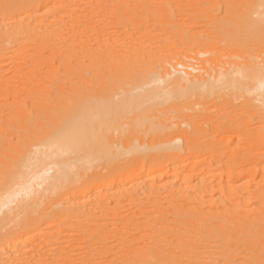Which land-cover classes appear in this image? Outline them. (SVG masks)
I'll return each mask as SVG.
<instances>
[{
  "label": "bare ground",
  "instance_id": "6f19581e",
  "mask_svg": "<svg viewBox=\"0 0 264 264\" xmlns=\"http://www.w3.org/2000/svg\"><path fill=\"white\" fill-rule=\"evenodd\" d=\"M180 1L182 0H179V2ZM226 1L228 7H230V9L227 10L228 13H237V11H240L241 9V7H239L240 3H238L239 6L236 5V7L238 6L239 9L238 8L236 9L235 7L234 10L233 6L231 7L232 0H226ZM255 1L256 0H254V2ZM263 1L264 0L262 1L260 0L261 2L260 3L259 0H257V2L260 5H258L257 3L255 4L254 7L258 5L259 8V6H262L261 4L264 3ZM176 4L178 5L179 3ZM176 4L172 0H0V88L2 90L9 91L6 93L7 96L12 95L13 98L14 96L18 97L20 93L23 94L21 91L27 92L29 96H30L29 93L33 94L32 92H34L36 96L42 95L43 94L41 92L42 90L40 91L41 94L39 93L36 94V91L40 90V88L38 89L37 86L41 84H45V86L50 88V85L53 84V81L56 82V80H58L57 76L61 75V73L59 72L60 69L59 71L56 68L55 71L50 69L49 62L50 64L57 63L58 67L54 65L55 67L57 68L63 67L67 71L69 70L71 72V69H74V67L77 64H78L77 66L78 69H81V71L86 70L85 66H83L84 65L83 63L85 62V60H88L89 64L88 62L85 64H88L90 65V67H92V72L94 74L96 73L99 67L109 66V64L113 63V59H114L113 53H115V49L113 48L112 37L115 35V32L107 30L109 32H107L108 34L105 37L104 35H102L104 30H101V29H105L106 27L108 28V25L106 26V24L110 22L111 17L115 16L118 18H122L124 14H133L137 16L140 13H167L168 15H172L173 13H178ZM254 7H252L253 11H258L256 9L257 7L256 8ZM111 22H115V21H111ZM100 49H104L107 51L103 53V51ZM261 58L263 59L262 62L256 61V59L251 58L245 61H240V62L237 61L234 63V65H231L229 67L227 66L226 68H224L225 66L221 68L220 64H214L211 67L204 65V69H203V71L205 70L204 73L201 74L199 73L194 77H193V73L191 72L192 70L190 71L182 70L180 72V69H177L175 70L176 72H173L175 74L173 75L172 73L173 70L170 68L172 71L168 69L167 73L164 72L163 74V80H165L168 83L165 84V86L163 85V88L162 86H159L160 88L159 87L157 88L158 85L156 87H151L153 89L152 90L148 89L147 93L138 96L136 95V96L128 97L125 100V102L128 103L139 102L146 104L151 103L158 105L164 102V100L161 98H165L166 96L167 91H165V87L170 88L172 85L173 87L183 86L184 92H191L195 94V101H184L182 106L183 108L181 107L182 111L184 112L186 110L185 114L188 115L190 119L196 123V125H202L205 121L208 122L210 120L217 124L216 117L218 116L219 113H215L216 111L215 107H217L221 103L223 104L225 103V105H227L229 104L228 102L231 101V97L226 95L225 92L218 91L219 87H221L222 85L224 87L225 84H236V82L241 81L248 89L258 88L261 92H264L263 54L261 55ZM82 61L83 63H81ZM8 63L13 64L14 66L13 68H15V72L12 71L13 73H9L11 69L8 72L9 68L8 69L6 68V66H8ZM77 67L75 68L77 69ZM25 68L28 69L27 74L29 75L28 77H26V79L23 77L25 80L22 77H20L24 81L17 84L18 83L17 74H19L18 72L23 71ZM63 68L61 69L63 70ZM81 71L79 72L80 74L82 73ZM183 71L185 72L182 73ZM65 72L66 71L62 73ZM176 73L178 75H176ZM19 75H23V74H19ZM64 75L65 74H63V76ZM63 76L59 79L60 80L64 79L65 77ZM78 76L82 77V75L79 74ZM166 85H169L170 87ZM52 86L50 90L54 88ZM66 86L61 88L62 89L61 95L58 93L55 94L58 97L56 96L57 99L55 102H53V105L51 104L49 105V106H53L57 111L60 112L57 113L55 110L57 115L60 114L58 120H57L58 117L55 116L56 115L55 112L53 116L50 115V120L52 119L51 117L55 116L57 121L55 119L54 120L52 119L55 123L53 125V121L51 120L52 127L49 128V132L45 133L43 136H39L42 130L43 132H46L48 130H46V128L43 129L42 127L41 132L38 131L39 132L38 134V132H36L38 129L35 128L37 130H34L31 127V129L34 130L36 133V135L35 133L33 134L34 137L35 136H36L35 138L39 137L38 140L34 139L35 143L34 140H32L33 135L28 134L29 138L31 137V139H28V141L30 140L33 141L31 142L33 145L36 144V146L40 145L41 147L44 146V148H46V149L44 148L41 149V153L43 156L40 155V157L42 156L40 158L39 154L41 153L40 152L37 153V151L30 152L31 154L37 153L36 155L38 156L34 154L35 157L33 154H32L33 156H31L29 152L28 153L24 152L28 144H29L28 145L29 148L31 147L30 143L26 144L24 142L26 146L23 145L22 143L23 141L19 138V134L17 135L19 140V143L17 145L19 146L20 142L22 141L21 142L22 145L25 146L23 147L25 148L24 151H22L23 149L21 150L19 148L20 151L25 153L23 157H25L28 154L32 158L34 157L33 158L34 160L37 159V162L39 157L40 163L39 162L38 163L41 165L40 167L41 169L36 170L39 177V180H36L38 184L34 181L33 182L31 181V183L34 188L40 186L41 190L37 188L36 190L37 191L40 190V191L38 192V194L35 192L36 197L35 196L33 197L34 191H36L34 189V191H32L33 193L31 192L29 197L27 196V198H24L26 199L25 201H23L24 199L20 200L21 202L23 201L22 205L20 204L19 207L14 206L15 208L12 207V210H10L9 212H5L3 214V212L1 211L3 209L1 208L0 214H2V216H0V264H67L68 257H71L70 259L71 264H76L77 262L76 260L78 257L75 258L73 256V252L68 250V245H67L69 241L71 240L75 241L76 238L74 239V237L76 236H83L84 239L88 238L90 240V243L87 244L85 243V241L88 239H86L85 241H82L83 239H79L84 243L83 247L85 248L84 250H86V252L83 250L84 251L83 253L80 251L83 254V258L78 254L79 250L75 248L78 250L77 254L82 258V260L83 259L86 260V257L89 256L88 260L89 259L90 260L88 262L82 261L81 264H96V258L98 259V257H100L103 259L105 258L104 256H106L102 250L105 241L104 237L107 236L105 235V230L109 229L113 233V229L120 230L119 225L131 226L130 224H133L135 226L136 225L139 226L140 228V226L149 223H150L149 226H151V223L152 224L166 223L168 227L165 224L164 225L166 226L165 228L169 233L173 229L172 228L174 227L173 225L192 221L197 223L198 222L204 224L206 223L205 225L211 224L213 228H215L214 225L223 228L227 227L231 229L233 232L243 234V236L245 234V237L246 235L254 236V237L258 236L261 239L264 237V189L259 188L250 192L240 191L235 188V185L233 184L234 180H230L233 182H228L227 184L228 186L216 187L213 185L216 180L210 179L209 175H207L206 172H203L205 170H202L200 172H195L194 168H190L187 165V163L193 158L195 154L203 153L204 142L202 140H194V139L192 140V138L189 137L186 138L185 142L182 143L181 142L182 139L179 138L181 135L179 136V134L180 133L184 134L185 132L188 131V128H184L183 125L177 126L176 123L171 118H169V116L163 117L162 114H158L159 119L161 120L160 121L161 124L160 122H158V125L160 124L158 130L162 131L166 138L163 139L162 142L158 143L149 152L140 155L138 157V164L134 170L124 169L122 171H118L119 166L115 164V161H117V158H123V156L117 157L118 152L116 151L114 146L115 138L112 129L114 122L115 123L117 122L116 114H115V111L117 112V109L115 104L112 101L110 102L105 101L103 104H100L101 102L99 101L96 102L97 100L102 101L101 100L102 98L98 97V94L94 90L83 88V86L79 84L73 83L68 87ZM154 88L156 89L154 90ZM203 89H205V91H203ZM45 90L44 93L46 92ZM53 91L52 92L55 93L56 89ZM56 92H58V90ZM50 93L49 95L53 97L54 94L52 95ZM0 95H5V94L0 93ZM28 95L26 96V98L28 97ZM42 96H44V94ZM66 96L68 98H66ZM17 97L15 98L17 99ZM49 97L47 96L46 98L48 100H51L49 102L52 103V100L54 98L51 99L52 97L51 98ZM26 98L24 97V99ZM39 98L41 99V97H38L37 99ZM7 100L8 99H6L5 101ZM30 100L34 101L32 99ZM104 100H107V98H104ZM36 101H34V103ZM42 101L45 102L44 100ZM1 102H3V100ZM41 102L38 101L36 103L40 104ZM74 102L75 105L73 104ZM9 103L11 106L17 104L14 103V100L12 101V104L11 102ZM23 103H25V100ZM30 104L32 105L33 102ZM43 104H47V103H43ZM68 104L69 107L67 106ZM262 105L264 106V101ZM19 106L20 105H18V107ZM61 106H63V108H61ZM7 107L8 109H11L9 108L10 106L7 105ZM14 107L15 106H13L12 108ZM24 107L21 108L24 109ZM37 107L38 106H36L35 109H37ZM2 108H3V114H5L6 109H4V107ZM27 108L31 109L32 107L29 106ZM59 108L66 111L70 109L71 110L69 111L68 114L65 111L63 112V110H59ZM42 109L43 108H41L40 110L43 112ZM187 110H189V112ZM26 111L24 110L23 112L26 113ZM38 111H37V116L35 114L36 112L35 111L33 112H35L34 114L36 117L40 118L41 115L43 116V114L42 112H38ZM53 111L54 110H52V112ZM62 112L64 114L66 113L67 116L66 114L64 115ZM48 113H50V111ZM61 113L64 116L61 115ZM231 113L232 112L229 111L227 112V114H231ZM13 114L16 119L20 118V120L22 121L20 116L22 113H20V115L17 112ZM16 114L19 115V117ZM10 117H8L9 122L5 121L6 123H8V125H11L10 123H12V126H9L10 129L7 130L6 127L7 124L5 123L4 124L2 123V125L0 126L2 128L5 125L6 127L5 129L7 130L8 133H10L9 132L10 130L14 129V125H15L14 124L15 118L13 117V119H11L12 117L11 118ZM32 117L34 118V116ZM43 117L45 123L51 122V121L49 122L47 121L48 120L47 116L46 117L43 116ZM45 118H47V120H45ZM2 120L4 121V119ZM24 120H26L27 123V119L24 118ZM225 122L226 119L223 122L220 121V123L212 127L211 130L210 129L205 130V133H207V135H212V136H216L220 133H223ZM45 125L41 124V126L44 127ZM51 125L49 124V126ZM38 127L40 130V126ZM46 127H48V125H46ZM17 128L18 130L16 129V131L21 132L19 131V127ZM241 132H247V129H243ZM0 134H2V132ZM4 135H6V132ZM4 135L3 134L0 135V138H2ZM9 136L12 137L13 135H9ZM4 138H2V140ZM25 140L27 141V139ZM15 142L17 143V141ZM15 142L13 140V143ZM22 145H20L19 147H21ZM8 146L12 147V143H10ZM14 146L16 145L14 144L13 148ZM35 148L37 149V147ZM31 150H34V147L30 149V151ZM185 152L188 153L187 159L182 158ZM225 153H227V151L223 153L213 154L212 162L220 163L221 161H223L224 159L223 156L225 155ZM1 155L3 154L0 153V156ZM4 156L6 157L7 155ZM15 158H21V156L14 157V160ZM26 158L29 160L30 157L28 158L27 156L25 157V159ZM9 160L12 161V159ZM9 160L6 163L8 165L6 166L7 168L4 166L5 169L3 171H2L3 167L1 168L2 164L0 165L1 173L3 172V174H5L8 171L12 170L11 164H13L12 162L14 160L11 162V164ZM18 160L19 162L22 163L26 162L24 158L23 161L22 159L21 160L18 159ZM15 162L17 163V160H15L14 163ZM37 162L34 164L35 166L37 165ZM242 163H244V161ZM32 164L33 162L30 163L29 165L26 164V167L31 166ZM34 165H32L31 167H35ZM40 165H38L36 168H39ZM8 168L9 170H6ZM15 168L17 169L16 166ZM21 168L22 170H24L22 164H21ZM17 170L19 171H15L16 173L17 172L22 173L21 172L22 170L21 171L20 169ZM29 170L32 171L34 170L33 172L32 171L31 172L34 175L36 174L35 168L32 169L29 168L28 171ZM28 171L27 173H29ZM259 171H260L259 168L256 167L246 168L245 171H243L239 175L242 176V174L243 175L247 174L252 176H258ZM15 172L13 175L16 178H18L17 176H20L21 178V175H23V173L21 175L19 173H18L19 175L18 174L15 175ZM9 174L10 172H8V174L6 175ZM29 174L27 176H29ZM32 175L30 177H32ZM2 177L3 175H1L0 179ZM6 177H7L6 180H4L5 178L4 175L3 180L5 182L2 181L1 183L0 181L1 186L6 182H8L7 184L8 186H10L11 182L12 181L14 182V180H16L15 177L14 178L12 177L13 179L10 182L8 180H10L9 178L11 177L9 178L8 176ZM30 177L29 178L25 177V179L28 178L29 180ZM235 177L236 174H233L232 178L234 179ZM25 179L22 180L27 182L28 180ZM16 181H18V179ZM19 181L20 182L17 183L18 185H21L23 181L22 183L20 179ZM33 183H36L37 186L35 187ZM7 184L5 185L7 186ZM15 184L16 183H14L13 185ZM27 185L26 184L22 185L21 189H18L19 186L18 187L10 186L11 190L9 189V191L6 190L8 189V187L3 188L6 190V192H9L11 195L10 198V195H8L9 194L8 193L7 196L9 197H4V198L5 199L10 198L8 199V202L11 201L10 203H13V198H14V202H15V198L17 199V197L20 196V194L26 193V191H28L32 187V186L28 187ZM3 189L0 187L1 192L6 193L5 190ZM3 193L0 194V200L1 201L4 200L2 202H5V199H2L4 196L2 195ZM22 196L24 197V195ZM225 198L226 199L228 198L229 202L225 200ZM220 200H222V202H220ZM1 201L0 203H2ZM256 201H259L261 204L256 205L254 208H252V205ZM10 203L8 205L7 203L4 204L2 203V204L3 205L6 204V206L8 207ZM1 206L2 205L0 204V207ZM9 207H10L9 209H11V206ZM185 224L187 225L188 223ZM123 227L122 229H124ZM159 227H155V228L159 229ZM151 228L153 229V227ZM141 229L143 230V228H140V230ZM218 229L222 230L221 228ZM201 230L203 231L202 233H200V235L204 234V232L206 233V237L208 234L209 235L213 234L211 233L212 232L211 228L210 230L208 228V234H207V227H204ZM127 231L129 232V230ZM132 231L135 234L136 232H138L136 230H135L136 232L134 230ZM152 231H156V230L154 229ZM175 235H177L175 237L179 236L176 233ZM119 236L118 238L122 237ZM233 236L235 237V235ZM140 237H141L140 239H142V235H140ZM187 237L191 238L190 235H188ZM203 237L204 236H200L198 238L204 239ZM147 238L149 237L147 236ZM157 238L161 240V237L157 236ZM163 238L165 239V237ZM171 238L173 241L174 236ZM113 240H115V238ZM200 241L201 240H199V242ZM105 243L107 242L105 241ZM113 243H116L115 245H117L118 242L114 241ZM73 244H71V246L75 245ZM148 244L150 245L151 243ZM157 244L150 246H147L146 244V247H148L147 248L148 254L149 253L151 254L152 252L156 254L158 253L160 254L161 249L159 246L162 245V242H160L159 245ZM223 244L221 243V245ZM121 245L123 246L125 244H121ZM77 246L78 245L76 244V247ZM134 246L136 245L134 244ZM167 246L165 248H167ZM215 246L217 247V245ZM197 247L199 248L202 246L200 245ZM124 248L125 247H123V249ZM165 248L163 249L165 250ZM174 248L176 249V247ZM188 248L190 249V247ZM135 249L137 250L136 247ZM140 249L142 250V248ZM177 249L179 250L181 248H177ZM182 249L184 251L186 248L182 247ZM222 249L223 248H220L219 250ZM110 250L112 251V249ZM142 251H144V249ZM197 251H195L196 256H198ZM262 251L263 250H260L258 252L260 254V255L258 254L259 257H257L258 264H264V254L260 253ZM226 252L231 254L229 250ZM135 253L136 252H134L133 254ZM146 253L147 252H145V254ZM163 253L165 255L167 254V252L165 251ZM228 253H226V255ZM189 254L190 253H188V255ZM137 255L138 254H136V257ZM188 255L186 254V256ZM204 255L205 254H203L202 258H205ZM178 256L180 255L178 254ZM131 257L133 258L135 256H131ZM156 257L157 256H155V259ZM183 257L185 258V255ZM222 257L219 258L222 259ZM160 258L157 257V259ZM110 259H113V257L112 258L110 257ZM110 259H108V262H110L109 261ZM142 259L144 258L142 257ZM176 259L178 258L176 257ZM169 260L170 259H168V261ZM181 260L183 259L180 258V261ZM200 260L202 259L200 258ZM222 260L224 261V259ZM231 260H229L230 263ZM145 261L146 260L144 259L143 261L144 264ZM170 261L168 264H171ZM172 261H175L174 258L172 259ZM220 261H217L219 262L218 264H220ZM183 262L185 261L183 260ZM136 263L139 262L136 261ZM147 263L150 264L151 262L149 263L147 261ZM159 263L164 264L163 262L161 263V259ZM227 263L229 262L227 261ZM237 263L238 262L236 261V264ZM179 264L181 263L179 262Z\"/></svg>",
  "mask_w": 264,
  "mask_h": 264
},
{
  "label": "rangeland",
  "instance_id": "374dc122",
  "mask_svg": "<svg viewBox=\"0 0 264 264\" xmlns=\"http://www.w3.org/2000/svg\"><path fill=\"white\" fill-rule=\"evenodd\" d=\"M172 1L175 4L179 3L178 5L176 4L177 9H178V13H173L172 15H168L167 13H140L137 16L133 15V14H124V16L122 18H118L115 16L111 17L110 22L111 21H115V22L107 23L106 26L108 25V28L106 27L105 29H101V30H104L102 35H104L105 37L108 34L107 32H109V31L115 32V35L114 36L112 35L113 36L112 37L113 48L115 49V53H113L114 54L113 63L109 64V66L99 67L97 69L96 73L93 74L92 67H90V65H88L89 64L88 60H85L84 63H83V61L81 62L84 64V65L83 64H81V65L85 66V69H86V70H84L85 72L81 71V69H78V67H77L78 64L75 66V67H77V69L74 67V69H71V72H70L69 70L67 71L63 67H61V68H63V70L61 68H57L58 67L57 63L56 64L51 63L52 64L51 65L49 62V67L51 70L55 71L56 69H58V71H59V69H60L59 72L61 73V75L63 76V74H65L66 76L65 75L63 76V77H65L64 79H62L63 81L59 79L62 77L61 75H59L60 77L57 76L58 80H56V82H58V81H60V82L56 83L55 81H53V84H52L53 86L50 85V88H51V86L54 87V88H52V90H50L49 87L45 86V84L38 85L37 88L38 89L40 88V90L37 89L38 91H36V94H38V93L41 94V92H42L44 94V96H42L43 94L36 96L35 93L32 92L33 94L29 93L30 96L32 95L30 97L27 94V92L21 91L23 94L20 93L18 95V97L14 96V98H13L12 95H10V96L8 95L9 97L12 98L11 99L6 94L9 91L2 90L0 88L1 89L0 93L5 94V95H0V98H1L0 99V106H1L0 107V117L2 119H4V121H3L0 118V120H1L0 126L2 125V123L3 124L5 123V124H7V126H6L7 130L10 129L9 126H12V123H10L11 125H8V123H6L5 121L9 122L8 117H10V116L12 117V118L11 117L10 118L13 119V117H14L13 113L17 112L19 115H20V113H22L20 115L22 121L20 120V118H18L19 115L16 114L18 116L17 118L19 119V121H18V119H16L14 117L15 118V123H14L15 125L13 124L14 125V129H13L14 132H13V130H10L9 131L10 133H8L7 130L5 129L6 128L5 125L2 128L0 127V133L2 132V134L4 135L6 132V135H4L3 137L1 136L2 138H4V137L5 138L3 140H2V138H0V148H1L0 153L3 154L0 156V165L2 164L1 168L3 167L2 168V171H3L5 169V167L8 166L6 163L8 162L9 159H12V161H13L14 157H20L21 156V158H15V160H17V163L19 164L20 167L18 166V164L16 162L14 163L15 160L13 162L9 160L10 164H11V162L13 163V164H11V166L14 167V168L11 167V169H12L11 171L12 172L13 171L14 172L19 171L17 169H20V171H21L22 170L21 164H22L23 169L25 170V171L24 170L21 171L23 173V175H25V176L21 175L22 173H19V172L16 173L15 172V175H17L19 173L21 175V178H20V176H17L18 178H16L13 175L14 172L12 174L11 171H8V172H10V174L6 175V174H8V172L3 174V172L1 173V170H0V177H1V175H3V177L1 178L2 180L0 179L1 183H2V181L6 180V178H7L6 176H8V178L11 177V178H9L10 180L7 179L10 182L14 177L16 180L18 179V181L14 180V182L12 181L10 184V186H15V187L19 186L18 189H21L22 185H24V184L27 185V183L29 181L30 182L27 185L28 187L32 186L31 181L32 182L34 181L38 184V182L36 180H39V177H38L36 170L41 169L40 168L41 165L39 164L40 163L39 157H40V155H42L41 149H43L44 146L41 147L39 145L40 146L39 147V146H36V144L33 145L31 143L33 141H31V140L28 141V139H31V137L29 138V135L30 134L33 135L35 133L34 130H37V129L38 130L36 132H38V131L41 132L42 127H43V129L46 128V130H48V131L43 132V130H42L43 133L41 132L39 136H43L45 133L49 132V128L52 127V125H51L52 121L54 119L56 120L55 116L58 117L57 120L60 117V114H58V115L56 114V112L57 113H60V112L57 111L53 106H49V105L50 104L53 105V102L56 101V99L58 97L57 95H55L56 93L61 95V93H62L61 88H63L66 85H67L66 87H68L69 85L74 83V84H79V85L83 86V88L94 90L98 94V97L102 98V99L100 98L102 101L97 100L96 102L99 101V102H101L100 104H103L105 101L106 102L112 101L116 106L117 112L115 111V114H116L117 122L116 123L114 122L112 132H113L114 138H115L114 146H115L116 151L118 152L117 157L123 156V158H117V161H115V164H117L119 166L118 171H122L124 169L134 170L138 164V157L140 155H143V154L149 152L158 143L162 142V140L166 138L164 133L162 131L158 130V127L161 124V122H160L161 120L159 119L158 114H162L163 117L169 116V118H171L176 123L177 126L183 125L184 128H188L187 132H185L184 134L183 133L179 134V136L180 135L182 136V137L181 136L179 137L182 139V140L180 139L182 143L185 142L186 138H189V137L192 138V140L193 139L194 140H202L204 142L203 153L202 154H195L193 156V158L187 163V165L190 168H194L195 172H200L202 170H205L203 172H206L207 175H209L210 179L216 180L215 183L213 184L214 186H216V187L228 186L227 185L228 182H233L230 180H234L233 184L235 185V188L237 190H240V191H246V192L249 191L250 192V191H253V190H256L259 188L264 189V106L262 105V103L264 101V92H261L258 88L248 89V88H246L244 83H242L241 81L236 82V84H225L224 87L222 85L221 87L218 88V91L225 92L226 95L230 96L231 101L228 102L229 104H227V105H225V103L224 104L221 103L217 107H215V109H216L215 113H219L218 116L216 117L217 118V124L220 123V121L223 122L226 119V122L224 123L225 127L223 128V133H220L216 136L207 135V133H205V130H207V129L211 130L212 127L217 125L215 122L210 120L208 122L205 121L202 125H196V123L193 122L190 119V117L185 114L186 110L184 112L182 111V108H183L182 106H183L184 101H195V94L191 93V92H184L183 86H180V87L174 86L173 87V85H172L171 87H173V88H171L169 85H166V86H169L170 88L165 87V91H167L166 96H165V98H161L164 100V102H162L158 105L157 104H151V103L146 104V103H139V102H131V103L125 102V100L128 97L136 96V95L138 96V95L147 93L148 89L149 90L153 89L151 87H156L158 85L157 88L159 86H162V88H163V85L165 86V84H168L165 80H163V74H164V72L167 73L168 69L170 71L173 70L172 73L176 72L175 70H177V69H180V72L182 70H185V71L192 70L191 72L193 73V77H194L195 75H197L199 73L200 74L204 73V71H205V70L203 71L204 65L211 67L214 64H220L221 68L224 66H225L224 68H226L227 66L229 67L231 65H234V63L237 61H239V62L245 61V60L251 59V58L256 59V61H260V62L263 61V59L261 58V55L263 54V56H264V6H263L264 3H262L261 4L262 6H259V8H258V5H260V4L257 2V0L255 2H254V0H232L231 7L233 6V8L235 10L236 5H238V3H240V6L239 5L238 6L241 7L243 13H242L241 9H240V11H237V13H228L227 10H229L230 7H228L226 0H182L180 2H179V0H172ZM259 2H260V0H259ZM257 3H258V5L256 6L257 7L256 8L254 6ZM238 6L236 7V9L238 8ZM252 7L256 8L258 11H253ZM250 9H252V10H250ZM238 12H241V13H238ZM107 30H109V31H107ZM117 31H119V32H117ZM100 50H102L103 53H105V51H107L104 49H100ZM87 62H88V64H85ZM54 65H56L57 67H55ZM79 66H80V64H79ZM13 67H14L13 64L8 63V66H6V68L7 69L9 68L8 72L11 69L9 73L15 72V68H13ZM27 70L28 69L25 68L23 71L18 72L19 74H23V75L17 74L18 75V77H17L18 83L16 82L17 84L24 81L26 79V77H28L29 74H27ZM72 70H73V72H72ZM76 70H77V72H76ZM64 71H66V72L62 73ZM80 71L82 72L81 74L79 73ZM185 71H183L182 73H184ZM178 73H179V70H178ZM78 74L82 75V77L81 76L79 77ZM173 75H175V74L173 73ZM176 75H178V74L176 73ZM20 77H22V78L24 77L25 79L23 78L24 79L23 80ZM50 80H52V79H50ZM60 86H61V88H60ZM45 89H48V90H45ZM55 89H56V91L58 90V92L55 91V93H53L54 92L53 90H55ZM155 89L156 88H154V90ZM44 90L46 91L45 93H44ZM203 91H205V89H203ZM50 92H52V93H50ZM49 93L52 95L54 94L55 97H54V95L52 97L51 95H49ZM27 95H28V97L26 98ZM47 96L48 97L50 96L49 98L52 97L51 99L54 98L52 100V103L49 102L51 100H48L46 98ZM15 97H17V99ZM24 97L26 99H24ZM38 97H41V99L40 98L37 99ZM2 98H4V99H2ZM66 98H68V97L66 96ZM104 98H107V100H104ZM6 99H8L7 100L8 102L5 101ZM30 99H32L34 101L38 100L40 102L42 100H44L45 102H43V101L42 102L47 103V104H43L42 102L40 104L36 103L38 101H36L34 103V101H31ZM2 100H3V102H1ZM13 100H14V103H17V104L11 106L9 102H11V104H12ZM22 100H23V102L25 100V103H23ZM26 102H27V104H26ZM32 102H33V104L31 105L30 103H32ZM69 104L67 105L68 107H69ZM73 104L75 105V102ZM2 105H5V106H2ZM7 105L10 106L9 108H11V109H8ZM18 105H20V106L18 107ZM28 105L32 108L31 109L27 108V107H29ZM41 105H43V106H41ZM13 106H15L16 108L15 107L12 108ZM36 106H38L37 109H35ZM2 107H4V109H6L5 114H7V115L9 114L8 116L3 114V108ZM21 107H24V109ZM44 107H46V108H44ZM41 108H43L42 109L43 112L40 110ZM61 108H63V106H61ZM61 108H59V110H63ZM13 109H15V110H13ZM21 109L23 111L24 110L26 111V109H27L26 113H24ZM32 109H35V110H32ZM38 110H40V111H38ZM52 110H54V111L52 112ZM55 110H56V112H55ZM70 110H68V111L63 110V112L65 111L66 113L69 114ZM7 111H9V112H7ZM33 111H35L36 113ZM37 111L42 112L43 116H45V117L47 116L48 120H47V118H45V120H47L48 122L51 121L52 119L53 120L50 123H45L44 117L42 115L40 118L36 117ZM46 111H48V112L50 111V113H48ZM187 111L189 112V110H187ZM228 111L232 112V113L227 114ZM54 112L56 115L54 117H51L52 119L50 120V115L53 116ZM34 113L36 114V116ZM62 113H61V115L64 114V113L63 114ZM32 116H34V118ZM66 116H67V114H66ZM31 117H32V120H31ZM5 118H6V120H5ZM24 118L27 119L28 124L26 123V120H24ZM37 118L40 120H38ZM28 120H29V122H28ZM24 121H25V123H24ZM36 121H38V122H36ZM43 122H44V124H43ZM158 122H160L159 125H158ZM16 123H18V124H16ZM41 124L42 125L46 124V125H48V127H46V125H45V127L41 126ZM49 124L51 126H49ZM54 124L55 123L53 121V125ZM38 126H40V130H39ZM17 127H19V131H21V132L16 131V129L18 130ZM31 127L34 130H32ZM35 128H37V129H35ZM3 129L6 131H4ZM243 129H247V132H241ZM23 130H25L27 133ZM22 131L25 133H23ZM11 132H13V133H11ZM2 134H0V135H2ZM18 134H19V138L23 141V142L21 141L23 143V145L26 146V144L30 143V146H31L30 148H29V146H28L29 144H28L26 146L27 147L26 150L24 151L25 148H23V147H25V146H23L21 142L19 144V146L22 145L21 147H19L17 145L19 143V140L17 137ZM38 134H39V132H38ZM38 134H37V136H38ZM9 135H13V136L10 137ZM35 135H36V133H35ZM35 137L33 135L32 140H34V139L38 140L39 139V137H37V138H35ZM11 138L12 139L14 138L13 139L14 142L17 141V143L16 142L13 143V140ZM24 138L27 139V141ZM10 139L12 140V142ZM6 140H8V141H6ZM35 140H34V143H35ZM223 140L225 143L223 142ZM24 142L26 144H24ZM10 143H12V147L8 146ZM14 144L16 146H14V148H13ZM2 146H3V148H2ZM33 147H34V150L30 151V149H32ZM35 147H37V149ZM19 148L21 150L23 149L22 151L27 152V153L28 152L30 153L33 151L34 152L37 151V153L40 152L41 154H39V157H38L39 163L37 162V159H36L37 157L35 158L36 160L33 159L37 153H32L33 155L35 154L33 158L31 157V156H33L31 153H30L31 156L27 154L25 157L28 156V158L30 157L32 159L31 160L29 158V160H28L27 158L25 159V157H23L25 155V153L20 151ZM28 148H29V150H28ZM44 149H46V148H44ZM17 150H19V151H17ZM2 151H4V152H2ZM225 151H227V153H225V155L223 156V158H224L223 161H221L220 163H213L212 162L213 154L223 153ZM10 154L11 155L13 154L14 156L13 155L11 156ZM4 155H7L6 156L7 158ZM36 156H38V155H36ZM2 157H4V158H2ZM23 158L26 162H24V163L19 162L18 159H20V160L22 159V161H23ZM182 158L187 159L188 153L185 152L184 156ZM3 160H5V161H3ZM243 161H244V163H242ZM32 162H33L32 165H34L36 162H37V165L36 166L34 165L35 167H31L32 165L28 166ZM26 164H28L27 165L28 167H26ZM38 165H40L39 168H36ZM15 166L17 167V169L15 168ZM24 166H25V168H24ZM253 167L259 168L260 171H259L258 176H252V175H247V174H245V175L242 174V176L239 175L240 173L245 171L246 168H253ZM26 168H28V169L29 168H31V169L35 168V171H36L35 175H37V176H35L32 173L34 170L28 171V169H26ZM13 169H16V170H13ZM6 170H9V168ZM27 171L30 174L27 173ZM28 174H29V176H27ZM233 174H236V177L234 179L232 178ZM4 175H5V178H4ZM31 175H32V177H30ZM25 177H28V178L30 177V179L29 180H28V178L25 179ZM36 177H37V179H36ZM3 178H4V180H3ZM19 179L21 180V183L23 181L22 179H25L28 181L27 182L23 181V183L25 182L24 184L20 183L21 185H18V183L20 182ZM1 183H0V187L2 189L5 187H8V189H6V190H8V191H9V189L11 190L10 186H8V184H7L8 182L4 183L2 185L3 187L1 186ZM14 183H16V184L13 185ZM36 183H33V185L35 187L37 186ZM5 184H7V186ZM230 186H233V185H230ZM37 188H39L41 190L40 186H38L36 188H34L32 186L28 191H26V193L20 194V196H18L17 199L15 198V202H14V198H13V203H10L11 201L8 202V199L11 198L10 193L6 192L5 189H3V190H5L6 193L1 192V190H0V194L3 193L2 195H4L2 199H5L4 197H9V196H7L8 193H9L8 195H10V198L5 199V202H2L4 200H2V201L0 200V201L3 204L7 203V205L10 203L9 206H11V209H9L10 208L9 206L7 207L6 204L3 205L2 203H0L3 206V207L2 206L0 207V210L2 208L3 210H1V211L4 214L5 212H9L10 210H12V207H14V206L19 207V205L20 204L22 205L23 204L22 202L26 200L24 198H27V196L29 197L30 193L32 191H34V189L36 190ZM40 190L34 191L33 197L34 196L36 197L35 192L38 194V192ZM28 192H29V194H28ZM22 195H24V197ZM21 199H24V200L21 202L20 201ZM225 200L228 201V198L227 199L225 198ZM16 201L19 204H17ZM220 202H222V200H220ZM13 204H15V205H13ZM259 204H261V203L259 201H256L252 205V208H254L256 205H259ZM0 216H2V214H0ZM185 223H188V224L186 225ZM185 223H180L182 225H180L179 223L175 224L176 226L173 225L175 228L172 227L173 229L170 231L171 234H170V232L168 233L166 228H165L166 226L168 227V225L166 223H163V224L162 223H160V224H152L151 223V226H149L150 223L144 224V225L140 226V228H143V230L142 229L140 230L139 226H137V225L135 226L133 224H130L131 226L123 225L124 227L122 225H119L120 230L113 229V233L109 229L108 230L106 229L107 231L111 232L110 233V232H107L105 230V235H107L106 236L107 238L104 237V239L107 243H105V241H104L102 250L106 256H104L105 258H103V259L100 257H98V259L96 258V264H99V263L100 264H113V263L114 264H127V263L132 264L133 262H134L133 264H139L140 261L142 263L144 261V259L146 260L145 264H148L147 261L149 263L151 262L150 264H158L160 259H161V263L163 262L164 264L165 263L168 264L170 260H171L170 261L171 264L172 263L173 264H175V263L179 264V262L181 264H185L186 262H187L186 264H196L198 262H199L198 264H201L202 262L204 263L206 261L207 262L204 264H214V263L218 264L219 262H217V261H220L222 259H224V261L223 260L220 261V264H223L224 262H225L224 264H234V263L236 264V261L240 264L242 262H243L242 264H258V258L257 257H259V255H260L258 252L260 250H263L260 253L264 254V237L262 239L259 238L258 236L254 237V236L246 235V237H245V234L243 236V234L233 232L231 229H229L227 227H226L227 228L226 229L225 227L223 228V227L214 225V227L217 229V231H216V229L213 228V226L211 224L210 225L207 224V225H209V226H207V225H205L206 223L204 224L201 222L197 223V222L188 221ZM210 226H212V227H210ZM122 227L125 230L122 229ZM151 227H153V229ZM155 227H159V229L155 228ZM204 227H207V234H208V228H209V230L211 228V231H212L211 233H213V234L210 233L211 235L208 234L209 236L207 235V237H206V233L204 232L205 235L204 234L200 235V233H202V231H203L201 229ZM218 228H221L223 230V232H222V230H220ZM154 229L156 231H152ZM185 229H187V230H185ZM117 230H118V232H117ZM122 230L124 232V235H123ZM127 230H129V232ZM132 230H134V231L136 230L138 232L135 231L136 232V234H135ZM142 231H144V232H142ZM224 231H225V233H224ZM226 231H228V232H226ZM115 232H116V234H115ZM155 232H157L158 234ZM161 232H162V235H161ZM229 232H231L233 234H231ZM117 233L119 235L122 234L121 235L122 237L119 236ZM130 233H131V235H130ZM175 233L178 234L179 236L175 237V236H177V235H175ZM194 233H196V234H194ZM221 233L224 235H222ZM154 234H156V235H154ZM182 234H184V235H182ZM191 234H193V235H191ZM229 234H231L232 236ZM140 235H142V239L144 238L146 240L140 239L141 238ZM188 235H190L191 238L187 237ZM227 235L230 237H228ZM233 235H235V237ZM239 235H242L243 237L239 236ZM118 236L121 238H118ZM145 236H146V238H145ZM147 236L149 238H147ZM157 236L161 237V240L159 238H157ZM167 236H169V237H167ZM173 236H174V238L172 241L171 237H173ZM200 236H204L203 237L204 239L198 238ZM163 237H165V239ZM220 237H221V239H220ZM114 238H115V240H113ZM124 238H126V239H124ZM134 238H135V240H134ZM167 238H169V239H167ZM180 238H182V239H180ZM186 238H188V239H186ZM74 239H75V241L71 240L68 242L67 245H68V250L73 252V256L75 258L78 257L76 260L78 263L76 262V264H79V263L81 264L82 261L88 262L90 260V259L88 260L89 256L86 257V260H84V259L82 260V258H83L82 253L84 251L86 252V250H84L85 249L83 247L84 243L82 241H85L88 238L84 239L83 236H76V237H74ZM79 239H83V240L80 241ZM76 240H77V242H76ZM181 240H183V241H181ZM194 240H196V241H194ZM199 240H201L200 241L201 243L199 242ZM73 241H74L75 245L73 244ZM114 241L118 242L117 243L118 246L115 245L116 243H113ZM157 241L162 242V245L159 246L161 249V252L160 251L159 252L162 255H160L159 253H158L159 254L158 255L154 252H152L153 254L152 253L148 254V250H147L148 247H146V244H147V246L154 245L157 243H158L157 245H159L160 242H157ZM177 241L178 242L180 241L179 242L180 245L178 244ZM257 241H259V242H257ZM80 242L83 244H81ZM163 242L165 245L163 244ZM78 243H80L82 246ZM85 243H87V244L90 243V240L89 239L86 240ZM108 243H110V244H108ZM148 243H151V244L149 245ZM166 243H167V245H169V244L170 245L167 246ZM221 243L222 244L224 243V244L221 245ZM260 243H262V244H260ZM71 244H73L74 246H71ZM76 244L78 245L77 247H76ZM87 244H85V245H87ZM121 244H125V245L122 246ZM134 244L136 246H134ZM199 244L204 248L205 251L203 250L202 247H199V248L197 247V246H200ZM214 244L217 245V247ZM110 245L113 247L115 246V247L113 248ZM104 246L108 247V248H105ZM166 246H167V248H165ZM172 246H173V248H172ZM186 246L190 247V249ZM192 246H194V247H192ZM123 247L126 248V249L124 248L126 251L123 249ZM135 247L137 248L138 251L135 249ZM174 247H176V249ZM182 247L186 248V249L183 251ZM195 247H197L198 249ZM210 247H212V248H210ZM257 247H260V248H257ZM75 248H77L79 251ZM109 248L112 249V251ZM140 248H142V250L144 249V251L147 252L146 254H148V255H146L145 252L142 251ZM163 248H165V250ZM177 248H181L182 250L179 249L181 252ZM187 248H188V251H187ZM220 248H223V249L225 248V249L219 250ZM121 249H122V251H121ZM212 249L214 250V252ZM130 250H132L133 252ZM177 250L181 254L178 253ZM189 250L190 251L192 250L193 253H192V251L190 252ZM225 250L226 251L229 250V252H231V254H229ZM164 251L167 252V254H169V255L172 254V255H170V256L167 254L165 255L163 253ZM170 251H172V252H170ZM195 251H197L198 256H196ZM199 251H201V252H199ZM220 251H222V252H220ZM114 252H115V254H114ZM117 252H118V254H117ZM134 252H136V253L133 254ZM187 252L190 254L188 255ZM218 252H220V253H218ZM74 253H75V255H74ZM108 253H109V256H108ZM119 253H120V255H119ZM177 253L180 256H178ZM182 253L185 255V258L183 257L184 255ZM194 253H195V255H194ZM226 253H228L229 255L228 254L226 255ZM136 254H138L137 255L138 258L136 257ZM143 254H145V255H143ZM176 254H177V256H176ZM186 254L188 256H186ZM203 254H205L204 255L205 258H202ZM121 255H122V257H121ZM150 255H151V257H150ZM131 256H135V257L132 258ZM155 256H157L158 258H160V257H162V258L157 259V257H156V259H155ZM226 256H227V258H226ZM110 257L111 258L113 257V259L114 258L115 259L114 260L110 259ZM142 257L144 259H142ZM152 257H154V258H152ZM176 257L178 259H176ZM219 257L220 258L222 257V259H220ZM150 258L154 261H152ZM173 258L175 261H172ZM180 258L183 259L185 262H183V260L180 261ZM191 258H192V260H191ZM200 258L202 260H200ZM70 259H71V257H68L67 264H71ZM108 259H110L109 261L112 263L108 262ZM168 259H170V260L168 261ZM203 259H204V261H203ZM226 260L229 263H227ZM229 260H231V263ZM136 261L139 263H136ZM142 264H144V262Z\"/></svg>",
  "mask_w": 264,
  "mask_h": 264
}]
</instances>
